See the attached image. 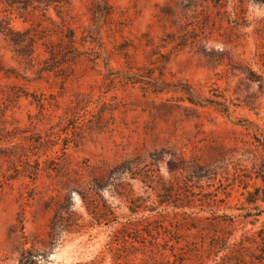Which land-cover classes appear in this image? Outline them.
Returning a JSON list of instances; mask_svg holds the SVG:
<instances>
[{"label":"rangeland","instance_id":"1","mask_svg":"<svg viewBox=\"0 0 264 264\" xmlns=\"http://www.w3.org/2000/svg\"><path fill=\"white\" fill-rule=\"evenodd\" d=\"M95 1L70 0L63 16L78 41L87 30L104 43L92 45L98 65L83 57L66 72L43 70L45 55L18 56L0 32V264L23 256L27 264H153L159 249L136 233L147 220L184 225L185 240L169 243L176 256L164 251L171 262L203 264V240L213 236L260 254L264 152L254 136L264 129V0H108L105 19ZM11 19L20 32L39 22ZM151 74L168 88L154 92ZM179 83L193 86L198 105ZM26 161L39 162L35 178ZM94 182L95 204L83 202ZM71 194L82 226L51 246L52 218ZM192 223L199 230L187 231Z\"/></svg>","mask_w":264,"mask_h":264},{"label":"trees","instance_id":"2","mask_svg":"<svg viewBox=\"0 0 264 264\" xmlns=\"http://www.w3.org/2000/svg\"><path fill=\"white\" fill-rule=\"evenodd\" d=\"M95 2L93 12L96 17L105 19L113 14V7L108 0H96ZM69 4L70 0H0V7L3 8L2 12L5 13L4 16H0V32L4 35L10 45L15 48V52L18 56L33 61L34 58L45 55L46 57L44 58L43 63L46 66L43 70L55 71L56 68L61 67L60 70L66 72L72 69L73 66L77 65L83 57H87L89 61L94 63V65H98V60L101 58V54L95 51V47H92V45L96 44L99 49L103 50L104 43L96 40V38L91 35H87V30L82 32L80 41H78L77 31L66 23V19L63 16L64 11H66ZM51 10L56 12L57 17L60 18L59 21L55 20L50 15ZM11 17L22 19L24 22L31 21V19H38L39 22L35 26L26 29L24 32H20L16 31L11 26ZM127 46L128 44H123L121 45L123 50H119L124 58H127L128 56L127 51L124 52V49H126ZM107 66H109L108 62H106V67ZM109 76L121 78L120 82H125L126 84L142 82L141 80H137L138 78L136 79L134 76H129L128 73H123L122 71H109ZM149 79L150 80L145 83L156 93L163 92L168 88L167 82L164 80L160 81L161 78L156 79L151 74ZM175 89L176 91L184 92L190 103L194 105L199 104V102L193 98L195 95V89L192 85L179 83L175 85ZM206 101L209 105L219 107L225 113L229 112L230 107L225 101L210 99H207ZM37 102L43 109L45 106L43 98H39ZM249 123L254 125L252 122ZM254 138L258 143L257 146L261 147L264 152V129L256 126V134ZM26 163L32 168L29 171V176L35 178L39 171V162L37 161L35 165H31L29 161H26ZM262 168L264 169V160ZM111 173H113V175L110 176V179H114L118 178L116 175H119L120 172L118 173L117 171ZM96 189H100V183L98 182H94L92 186L84 188L83 192H80L83 202L95 204L90 200V192L95 191ZM72 205L71 194L66 196L64 202L56 209L50 224L51 246H55L61 234L68 231V229H77L82 226L79 223V219L75 218L76 214L73 211ZM107 208L110 217L109 222H116L117 216L115 215L114 208L111 205H108ZM132 212H134V210H132ZM98 214L99 213H96V215ZM185 215L187 214L185 213ZM217 218L218 217H215L213 219ZM183 227V224H174L169 228L161 220H147V224L136 231L138 238L144 236L143 233L150 237V240L143 238L141 243L146 245L148 242L151 247L159 249L157 252L158 254H155V257H152L154 260L153 264H175L178 261L179 264L184 263L185 260L180 258L179 260L176 259V262H171L170 257L164 252L167 251L169 247L171 254L174 257L176 256V246L170 245L169 243L174 240L177 245L185 240V235L181 233ZM199 228V226L192 223L186 230H199ZM129 235L130 234H127V237H129ZM161 235L169 237V240H165L164 244L159 241ZM262 241L264 243V237L262 238ZM203 243L202 247L206 253L205 259L202 260L203 264L206 260H211L213 264H264V246L259 245L258 249L261 252L260 254H252L248 256V254L245 253L247 247L243 243L231 242V235L228 237H209L208 240H203ZM25 253L26 252L22 255H25ZM157 255L160 256V258L157 259ZM25 259V256H23L20 260V264H27V260Z\"/></svg>","mask_w":264,"mask_h":264}]
</instances>
